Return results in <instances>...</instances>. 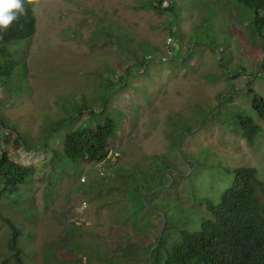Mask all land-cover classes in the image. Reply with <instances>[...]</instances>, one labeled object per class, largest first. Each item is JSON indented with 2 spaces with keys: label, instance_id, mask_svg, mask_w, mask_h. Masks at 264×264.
Listing matches in <instances>:
<instances>
[{
  "label": "rangeland",
  "instance_id": "obj_1",
  "mask_svg": "<svg viewBox=\"0 0 264 264\" xmlns=\"http://www.w3.org/2000/svg\"><path fill=\"white\" fill-rule=\"evenodd\" d=\"M156 1L33 0L36 32L0 44L15 63L0 78L12 127L0 126V153L34 169L22 190L0 193V210L21 228L26 264H160L157 243L166 254L182 227L198 229L202 194L218 202L233 168L264 180V130L249 144L229 123L239 108L264 128L249 91L264 96L251 8L174 0L170 13ZM107 118L114 168L71 162L66 136ZM10 234L0 216V264H15Z\"/></svg>",
  "mask_w": 264,
  "mask_h": 264
},
{
  "label": "trees",
  "instance_id": "obj_2",
  "mask_svg": "<svg viewBox=\"0 0 264 264\" xmlns=\"http://www.w3.org/2000/svg\"><path fill=\"white\" fill-rule=\"evenodd\" d=\"M251 8V26L261 35L264 42V0H238ZM24 13L12 22L7 29H0V44L27 39L36 32V15L33 2L23 0ZM155 8L165 12H175V2L170 0L163 6L157 0ZM175 30H178L175 27ZM15 67L14 61L0 60V78L8 76ZM251 92L252 110L264 120V96L255 90ZM231 127L249 144L255 143L264 128L252 114L237 108ZM87 112V111H85ZM88 113H94L88 111ZM116 121L107 118L97 121L96 126H81L69 133L64 141L65 156L73 163L89 161L100 163L108 156L111 139L116 134ZM0 126L11 129L0 112ZM4 135V140H7ZM21 142V136H16ZM28 149L27 146H25ZM166 159V158H165ZM33 167L22 164L7 151L0 153V193L13 195L22 190L24 183L30 182ZM234 179L223 190L218 202L209 194H202L205 201V216L198 229L182 227L177 238L168 247L166 254L160 244L154 249L160 264H264V180L259 177L256 166L233 168ZM0 216L6 221L11 234L8 240L10 257L15 264H26L24 248L20 244L21 228L10 217ZM160 248V249H159ZM160 251V252H159ZM5 260V262H7Z\"/></svg>",
  "mask_w": 264,
  "mask_h": 264
},
{
  "label": "clouds",
  "instance_id": "obj_3",
  "mask_svg": "<svg viewBox=\"0 0 264 264\" xmlns=\"http://www.w3.org/2000/svg\"><path fill=\"white\" fill-rule=\"evenodd\" d=\"M24 11L23 0H0V29H7Z\"/></svg>",
  "mask_w": 264,
  "mask_h": 264
},
{
  "label": "built area",
  "instance_id": "obj_4",
  "mask_svg": "<svg viewBox=\"0 0 264 264\" xmlns=\"http://www.w3.org/2000/svg\"><path fill=\"white\" fill-rule=\"evenodd\" d=\"M169 2H170V0H163V6H165V5L168 6ZM119 156H120V153L117 150L115 151L112 149L109 151L107 158L105 160H103L102 162L105 163L106 160H109L110 161L109 167H111L110 169H113L117 159L119 158Z\"/></svg>",
  "mask_w": 264,
  "mask_h": 264
}]
</instances>
